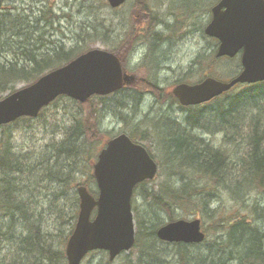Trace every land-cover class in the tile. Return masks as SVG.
<instances>
[{"label": "trees", "instance_id": "trees-1", "mask_svg": "<svg viewBox=\"0 0 264 264\" xmlns=\"http://www.w3.org/2000/svg\"><path fill=\"white\" fill-rule=\"evenodd\" d=\"M7 1L12 3L15 0H0V93L10 88L13 82L23 81L29 84L45 71L74 58L72 51L64 50L59 43L52 44L48 41V44L41 39L40 45L37 46L35 40L31 39L30 33L37 34V29L39 31L50 26L54 22L51 18L56 16L50 11H46V14L44 10L38 12V17L34 15V11L9 14L2 8L3 3ZM137 2L139 0H136ZM202 4L203 0H199V14L203 9ZM143 5L137 3L136 7L143 10ZM13 10L12 7L11 11ZM37 23H41L39 27ZM10 43L15 46V50L11 49ZM44 43L49 48L46 51L39 49ZM10 51H13V54ZM8 55L12 56L11 60H8ZM211 57H214V53ZM235 87L238 89L233 94H230L231 89L213 99L214 103H217L214 105L215 109L207 111L199 106L190 108L186 110L184 122L162 124L158 135L160 144H165L167 148L163 166L166 177L158 188L151 192L144 189L150 180L134 187V193L138 190L146 204L142 215H139L132 203L135 223L133 247L136 254L133 262L127 264H264V233L255 226V219L260 217L257 214L254 219L246 217L255 214L254 208H251L249 214L243 212L228 217H217L216 210L211 211L208 217L211 219L210 227L214 231V238L210 241L217 251L214 254H197L193 249L198 244H168L159 241L155 236V230L164 224L159 220L158 214H165L169 222L175 219L173 209L176 206L193 203L199 207V199L196 196L205 191L206 185L211 187L210 196L218 187L229 190L232 198L241 197L244 188L246 192L249 189L264 191V81ZM123 89L109 94L108 97ZM138 89L159 95L158 89L149 83H143ZM91 99L90 97L86 103H81L59 96L52 102V106L58 102H71L76 111L70 115L69 123L63 126L62 138L49 147V152L47 148L42 157L17 155L11 151L7 139L0 140V264H65L62 245L74 225L77 195L73 191L75 197L71 203L73 208L67 232L55 245L51 236L44 233L40 227L38 220L41 218V207L38 208L40 202L33 192L37 191V195L43 193L45 200L41 195L39 198L46 203L63 199L65 189L71 188L69 181L73 183L70 175L71 162L74 164V160L89 158L90 152L84 142L90 141L94 147L95 141L104 142L97 128L96 108L88 103ZM41 111H44V108ZM28 119L22 117L17 120ZM3 126L6 125L1 127ZM221 128L229 131L231 137L234 134L246 136L242 142L248 148H245L240 165L233 170H230L229 165L230 153L209 148L198 135L199 129L221 132ZM129 137L133 140L136 138L131 133ZM148 153L150 154L149 151ZM150 156L155 159L153 155ZM159 166L161 167V164ZM86 168L88 170L90 166ZM173 173L180 174L178 179H172ZM88 178L94 183L92 174ZM200 180L203 184L199 183ZM79 185L83 184L77 183L76 187ZM89 192L94 194L92 190ZM194 197L198 200H194ZM55 212L60 219L62 214L59 207L55 206ZM147 216L150 220L148 223L145 222ZM62 223H65V220ZM16 226L22 231L21 235L19 234L18 238L7 237L6 232L12 231ZM1 242L6 243L5 246L8 243V248L5 249Z\"/></svg>", "mask_w": 264, "mask_h": 264}, {"label": "rangeland", "instance_id": "rangeland-1", "mask_svg": "<svg viewBox=\"0 0 264 264\" xmlns=\"http://www.w3.org/2000/svg\"><path fill=\"white\" fill-rule=\"evenodd\" d=\"M218 1L203 0L205 5L202 4L203 9L200 14L199 0H139L137 3L144 4L143 10L137 9L136 0H125L121 6L112 9L106 0H15L12 3L10 1L3 3L2 8L7 10L9 14L14 12L25 14L34 11V15L38 17V12L44 10L45 13L50 11L56 16L51 18L54 22L50 26L39 31L37 29V34L30 33L31 39L35 40L34 43L37 46L40 45L39 40L41 39L47 43L48 41L59 43L64 50L72 51L73 57L91 48L114 50V53L120 51L125 62L124 68L129 74H134L137 80L142 78L154 80L156 79L155 75L160 76L157 85L160 86L158 91L161 102H157V98L155 100L149 91H139L133 85L125 87L123 91L112 97H108V95L104 98L92 96L91 101L88 102L96 108L97 128L104 142L119 133L125 132L127 135L131 133L136 137L135 140L153 155L157 163V172L152 180L144 186V189L151 192L158 188V185L166 177L163 166L167 148L165 144H160L158 135L160 128L163 127L162 124L182 123L186 115V111H180L178 104L172 98L173 87L183 78L190 80L199 78L200 80L201 77L216 76L224 81L238 72L239 56L236 55L232 59L227 57L214 59L211 56H213L217 43L203 33V28L210 20V8ZM12 7L14 8L13 11H11ZM39 24L41 23H37V27ZM120 42L123 45L119 48ZM6 46L9 47V45ZM47 46L44 43L43 47L39 49L46 51L49 49ZM10 47L15 50L12 43H10ZM147 56L148 68L136 71L132 66L138 67L139 61ZM7 57L8 60L12 59L11 55ZM162 61L166 65L157 66ZM194 65L196 66L194 67ZM155 67L158 70L153 73ZM189 83H193V81ZM25 85L26 83L23 81L13 82L10 88L0 93V97ZM236 89L238 87L233 88L230 94L236 92ZM214 101L199 105V107L207 111L215 109L214 105L217 103ZM51 104L46 106L37 117L27 118V121L17 120L12 124L0 126V140L7 139L11 151L17 155L28 154L34 158L44 156L46 149L48 148L47 151L49 152V147L55 142L58 143L62 138L63 126L69 123L70 115L76 111V108L68 101L58 102L55 106ZM198 135L203 144H207L209 148L221 149L230 153L228 157L230 170L236 169L240 165L245 148H248L242 142L246 136L241 137L234 134L231 137L229 131L224 130V128H221V132H207L199 129ZM104 142L95 141V147L90 141L84 142L90 152L89 158L74 160V164L71 162L70 175L73 183L71 180L69 181L71 188L65 189L63 199L46 203L39 198L41 195L42 199L45 200L43 193L37 195V191L33 192L40 202L38 208H42H39L41 218L38 222L41 223L40 227L42 231H45L44 233L51 236L55 245L65 236L71 222L69 218L72 214L73 205L71 203L75 197L76 184L82 183L89 189H87L88 191L92 190L93 196L97 192L95 184L88 177L92 172V163ZM159 161L162 170L158 164ZM86 166H90V168L87 170ZM179 175L173 173L171 177L176 180ZM235 175L236 173L233 176ZM201 180L199 183L203 184ZM14 185L17 184L14 183ZM206 186L205 191L199 192V196H196L199 199V207L193 203H187L178 205L173 209L175 219L191 220L198 218L201 221L205 240L193 249L197 254L217 253L213 243L210 242L214 238V231L210 227L211 219L208 216L213 210H216L217 217L220 215H227L228 217L236 213L243 214L246 212L249 214L251 208H254L255 214L246 215V217L254 219L256 214L259 215L260 218L255 219V226H258L260 231L264 233L263 190L249 189L246 192L247 190L245 191L244 188L241 197L232 198L229 190L225 191L220 187L210 196L211 187ZM196 197L194 200H198ZM131 201L133 206H136L138 214L142 215L146 202L138 190H135ZM201 202L203 203L201 204ZM55 206L59 207L61 211L62 217L60 219L55 212ZM76 206L78 209V203ZM158 218L162 222H167L166 215L163 213L158 214ZM146 219L145 222L148 223L149 217L147 216ZM35 220L37 221V216ZM63 220L65 223H62ZM74 222L75 220L73 224ZM21 233L22 231L17 226L12 231L6 232L7 237L12 236L14 238H18ZM1 244L5 249L9 246L8 243L6 246V243L1 242ZM135 254L136 249L132 247L126 253H122L109 261L105 251L95 250L88 253L80 264H123V262L127 264L133 262Z\"/></svg>", "mask_w": 264, "mask_h": 264}, {"label": "water", "instance_id": "water-1", "mask_svg": "<svg viewBox=\"0 0 264 264\" xmlns=\"http://www.w3.org/2000/svg\"><path fill=\"white\" fill-rule=\"evenodd\" d=\"M125 0H107L110 8ZM211 19L203 29L218 41L215 56L233 57L240 52V72L228 81L205 77L196 84H178L172 94L181 105L206 102L235 84L264 81V0H219L211 7ZM122 74L118 58L93 48L50 70L31 84L0 99V125L19 117H36L41 108L60 95L79 102L92 95H107L130 80ZM157 165L140 144L121 133L109 139L92 165L97 188L93 197L78 186V212L64 246L66 264H80L90 251L107 252L112 261L134 244L131 196L134 186L152 179ZM94 215L91 218V214ZM169 243H200L204 233L199 219H177L155 231Z\"/></svg>", "mask_w": 264, "mask_h": 264}, {"label": "flooded vegetation", "instance_id": "flooded-vegetation-1", "mask_svg": "<svg viewBox=\"0 0 264 264\" xmlns=\"http://www.w3.org/2000/svg\"><path fill=\"white\" fill-rule=\"evenodd\" d=\"M194 19L196 20V17H194ZM151 43V42H150ZM123 44H121V42H120V44H119V48L122 46ZM116 56L118 57V59H119V62H120V66H121V70H122V72H123V74H129L128 73V71L124 68L125 66H124V64H125V62L123 61V59H122V55H121V53H120V51H117L116 53ZM165 61V60H164ZM164 61H162V63H160V64H158L157 66H160V65H166L165 63H164ZM140 62V64L138 65V67L136 66V65H133L132 67H134L135 68V70L137 71L138 69H146V68H148V56L146 57V58H144V59H142V60H140L139 61ZM156 66V67H157ZM196 65H194V67H195ZM155 67V69L153 70V73L155 72V71H157L158 69ZM166 68H169V67H166ZM148 71H150L149 69H148ZM187 71V70H186ZM152 72V71H151ZM130 75V77L129 78H131L130 80H129V82H126L125 84H124V86H128V85H133V86H135V89H138V87H140V86H142V84L143 83H149L150 85H153L155 88H160V86H158L157 85V81L159 80V77L160 76H156L155 75V77H156V79H154V80H152V79H145V78H142V79H140V80H137V78L135 77V75L134 74H129ZM193 81V83H195V82H197V81H199V78H197V79H195V80H190L189 78H183L180 82H178V83H188V84H192V83H189V82H192ZM139 90V89H138ZM153 95V94H152ZM154 97H156L155 96V94L153 95Z\"/></svg>", "mask_w": 264, "mask_h": 264}, {"label": "bare ground", "instance_id": "bare-ground-1", "mask_svg": "<svg viewBox=\"0 0 264 264\" xmlns=\"http://www.w3.org/2000/svg\"><path fill=\"white\" fill-rule=\"evenodd\" d=\"M156 98H157V102H161L160 93H159V95H158V96H156V97H155V100H156Z\"/></svg>", "mask_w": 264, "mask_h": 264}]
</instances>
